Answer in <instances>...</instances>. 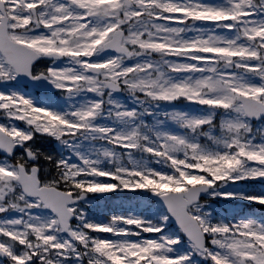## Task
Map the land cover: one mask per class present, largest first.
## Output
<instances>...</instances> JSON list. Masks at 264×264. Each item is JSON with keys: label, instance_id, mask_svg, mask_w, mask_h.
Listing matches in <instances>:
<instances>
[{"label": "rangeland", "instance_id": "obj_1", "mask_svg": "<svg viewBox=\"0 0 264 264\" xmlns=\"http://www.w3.org/2000/svg\"><path fill=\"white\" fill-rule=\"evenodd\" d=\"M124 1H10L12 29L22 6L39 23L25 40L64 55L42 67L62 92L22 90L0 56V127L18 142L52 139L59 175L95 195L115 192L119 208L91 222L87 208L106 202L72 206V242L38 200L22 195L14 163L0 157V248L13 261L44 264H264V208L233 214L248 202L246 183L264 186V120H246L236 101L264 102V0ZM123 26L129 53L101 51ZM89 65L102 74L87 73ZM102 80L125 90L107 92ZM41 165L44 184L63 186ZM198 183L210 185L189 209L209 236L205 253L152 199ZM124 193L137 198V210L122 205ZM254 199L264 205V196Z\"/></svg>", "mask_w": 264, "mask_h": 264}, {"label": "water", "instance_id": "obj_2", "mask_svg": "<svg viewBox=\"0 0 264 264\" xmlns=\"http://www.w3.org/2000/svg\"><path fill=\"white\" fill-rule=\"evenodd\" d=\"M122 37L123 31L117 30L113 33L112 38L104 44V48L116 52L122 51ZM0 50L5 55L7 61L15 69L17 77L21 79L24 84L29 82L34 83V81H37L43 91L57 90V88L54 87L52 83L42 74L35 78L31 77L30 65L39 56L30 49L29 52L26 47H22V45L13 43L8 39L5 33L4 18L0 23ZM43 57L57 58L60 57V55L56 53H49L45 54ZM88 71L100 74V68L96 66L89 67ZM105 85L107 89L113 91L121 90V87L112 81L106 82ZM237 100L241 102L244 114L248 118L258 120L264 117V104L246 96H239ZM14 149L15 146L12 143V139L0 130V154L11 157ZM28 158L32 161L34 160L33 155L28 154ZM36 176V167L31 169V174H27L24 167L18 165V182L22 186L23 192L28 196L40 197V201L56 214L63 231L69 233V221L73 218V215L67 210V204L80 200L85 196V194H82L78 199H73L70 193L62 192L53 187L39 188V182ZM207 191L208 186L201 184L190 186L184 192H171L158 197V199L164 203L166 211L171 217L173 224L179 227L182 233L200 250L205 249L206 239L197 220L188 213L187 208L188 206L197 203ZM0 257L7 259L2 250H0ZM138 264L143 263L139 262Z\"/></svg>", "mask_w": 264, "mask_h": 264}, {"label": "flooded vegetation", "instance_id": "obj_3", "mask_svg": "<svg viewBox=\"0 0 264 264\" xmlns=\"http://www.w3.org/2000/svg\"><path fill=\"white\" fill-rule=\"evenodd\" d=\"M20 11L23 12V7L20 8ZM32 13H35L33 9H30ZM28 23L33 24V20L26 21L23 16L17 21L18 26L16 27L15 30V36H17V40L22 42V43H27V45L31 46L34 43V39L28 38L25 40L24 35L28 32ZM39 64V63H38ZM37 64V65H38Z\"/></svg>", "mask_w": 264, "mask_h": 264}, {"label": "trees", "instance_id": "obj_4", "mask_svg": "<svg viewBox=\"0 0 264 264\" xmlns=\"http://www.w3.org/2000/svg\"><path fill=\"white\" fill-rule=\"evenodd\" d=\"M40 153L44 157V161L50 165V170H55V174L57 175V171L55 169L56 166V148H53L52 146H41ZM60 178V177H59ZM79 190V188L77 189ZM255 193H261L257 192L258 189H255ZM250 195V194H249ZM248 197L254 198L256 195H250Z\"/></svg>", "mask_w": 264, "mask_h": 264}]
</instances>
